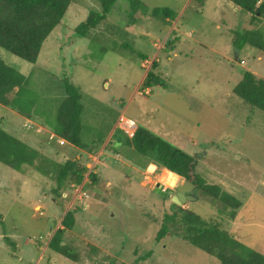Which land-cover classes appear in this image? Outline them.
<instances>
[{
	"label": "rangeland",
	"instance_id": "rangeland-1",
	"mask_svg": "<svg viewBox=\"0 0 264 264\" xmlns=\"http://www.w3.org/2000/svg\"><path fill=\"white\" fill-rule=\"evenodd\" d=\"M192 1L141 0L134 11L118 0L107 19L83 37L76 27L101 6L97 0H72L36 64L0 47L6 63L25 75L34 70L31 90L38 98L32 119L0 104V125L57 163L78 158L88 167L80 185L59 190L56 179L36 167L17 171L0 163V264H98L111 258L129 264H220L181 236L157 240L165 214L174 211L171 195L184 178L177 182L126 145L125 132L111 137L122 116L193 155L196 173L239 198L234 218L221 214L197 188V199L182 207L220 223L264 255V111L247 106L233 91L244 70L264 78V55L250 45L234 47L236 30L252 27L249 13L229 0H205L204 6ZM164 9L177 20L167 22ZM172 40L176 48L167 53ZM155 60L167 87L141 95ZM66 80L81 90V138L93 149L50 137ZM158 185L174 191L165 196L154 189ZM69 210L76 211V223L64 243L75 247L79 261L49 248Z\"/></svg>",
	"mask_w": 264,
	"mask_h": 264
},
{
	"label": "trees",
	"instance_id": "trees-1",
	"mask_svg": "<svg viewBox=\"0 0 264 264\" xmlns=\"http://www.w3.org/2000/svg\"><path fill=\"white\" fill-rule=\"evenodd\" d=\"M101 10H92L88 17L75 29L79 36L87 37L90 31L107 19L118 0H97ZM130 9L137 11L141 0H126ZM250 14L251 28L236 30L234 47L243 50L246 45L258 49L264 55V2L260 0H229ZM72 0H0V47L10 53L36 64L48 37L62 24ZM199 6H204L205 0H193ZM159 10L155 9L154 14ZM163 18L169 22L176 20V13L164 9ZM177 39V38H176ZM175 41V40H174ZM168 41L165 50L174 51L176 43ZM160 64L154 61L147 72L143 87H167L166 81L158 73ZM34 70L25 75L15 67L6 63L0 56V104L13 109L25 119L34 118L37 106V95L31 90ZM66 97L59 106L57 120L53 133L65 144L79 148H90L84 145L81 134L83 130L82 115L84 105L80 88L66 80ZM236 96L252 109L264 111V78L258 77L253 71L244 70L236 86L233 88ZM119 131V132H118ZM122 130H116L114 137ZM125 144L145 156L149 161L165 168L173 176L191 180L197 185L204 197L216 205L221 214L234 218L242 201L220 185L208 183L196 173V159L175 144L154 133L152 130L138 126L134 135ZM0 163L17 171L24 167H36L40 172L54 177L58 189L68 184L80 185L88 171L78 158H70L57 163L40 150L19 137L9 133L0 125ZM89 178L97 183L98 176L91 172ZM57 191V190H56ZM174 211L165 214L157 240L167 235L181 236L185 241L217 257L220 264H264V255L238 240L235 234L223 228L218 222H211L191 209L184 208L172 202ZM76 223V211L69 210L59 228L49 242V248L74 261H79V253L70 244L64 243L67 230L73 229ZM98 264H129L118 263L111 258Z\"/></svg>",
	"mask_w": 264,
	"mask_h": 264
},
{
	"label": "water",
	"instance_id": "water-1",
	"mask_svg": "<svg viewBox=\"0 0 264 264\" xmlns=\"http://www.w3.org/2000/svg\"><path fill=\"white\" fill-rule=\"evenodd\" d=\"M162 186V185H160ZM197 185L191 180H180L178 184V192L172 195V201L180 206L185 204L190 200H196L197 196L195 195V189ZM156 191L161 192L162 194H166V188H154Z\"/></svg>",
	"mask_w": 264,
	"mask_h": 264
},
{
	"label": "crops",
	"instance_id": "crops-1",
	"mask_svg": "<svg viewBox=\"0 0 264 264\" xmlns=\"http://www.w3.org/2000/svg\"><path fill=\"white\" fill-rule=\"evenodd\" d=\"M176 22H178V21H176ZM143 81H144V79L142 80L141 85L143 84ZM116 127L117 128L113 131V133L110 134L111 137L114 136L116 130H119V129H121L123 132H125V134L128 136L129 134L127 133L126 129H129V127H132L130 129V131L135 133L138 125L133 119H129V118H126V117L122 116L119 119L118 125H116ZM72 148H75V146H72ZM150 166L153 167V168L155 167L154 163H151ZM180 178L181 177L176 176V181L179 182Z\"/></svg>",
	"mask_w": 264,
	"mask_h": 264
},
{
	"label": "built area",
	"instance_id": "built-area-1",
	"mask_svg": "<svg viewBox=\"0 0 264 264\" xmlns=\"http://www.w3.org/2000/svg\"><path fill=\"white\" fill-rule=\"evenodd\" d=\"M146 62H148V61H146ZM138 91H139V94H141V95H150L151 92H152V89L151 88H146V89L143 88L141 91L140 90H138ZM131 128L132 127H129V129H126V131H127V133L129 134L130 137L134 135V133L130 131ZM51 139H55V135H52ZM58 141L61 144H65V140L64 139H59Z\"/></svg>",
	"mask_w": 264,
	"mask_h": 264
},
{
	"label": "flooded vegetation",
	"instance_id": "flooded-vegetation-1",
	"mask_svg": "<svg viewBox=\"0 0 264 264\" xmlns=\"http://www.w3.org/2000/svg\"><path fill=\"white\" fill-rule=\"evenodd\" d=\"M155 188H163V186L158 185V186L155 187ZM164 188L167 189V192H166L165 196H170L171 193L174 191V188H171V187H164ZM175 191H176V193L178 192V184L176 185ZM160 193H161V192H160ZM176 193H175V194H176ZM171 200H172V195H171Z\"/></svg>",
	"mask_w": 264,
	"mask_h": 264
},
{
	"label": "clouds",
	"instance_id": "clouds-1",
	"mask_svg": "<svg viewBox=\"0 0 264 264\" xmlns=\"http://www.w3.org/2000/svg\"><path fill=\"white\" fill-rule=\"evenodd\" d=\"M52 135H55V134L53 133ZM52 135H51V136H52ZM51 136H50V137H51ZM55 137H56V135H55ZM179 177H180V176H179ZM173 183H174V181H173ZM163 187H164V186H163Z\"/></svg>",
	"mask_w": 264,
	"mask_h": 264
}]
</instances>
